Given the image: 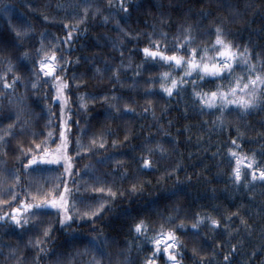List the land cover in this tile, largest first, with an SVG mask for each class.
<instances>
[{
	"label": "trees",
	"instance_id": "16d2710c",
	"mask_svg": "<svg viewBox=\"0 0 264 264\" xmlns=\"http://www.w3.org/2000/svg\"><path fill=\"white\" fill-rule=\"evenodd\" d=\"M88 2L92 7L84 13L85 0H0L7 10V15L0 11V40H12L16 28L30 26L21 48L0 47V71L11 59L17 64L14 72L25 81L7 94L0 92V189L7 192L15 185L20 198L30 199L25 190L35 191L38 184L45 189L54 184L63 187V164L42 166L43 171L23 167L26 149L39 143L49 127L57 133L53 140L58 139L60 104L52 99L51 81L42 80L33 89L28 81L34 77L16 59L25 48L34 56L43 39L44 45L55 43L63 50L58 55L68 59L59 71L68 81L64 114L71 122L68 155L73 169L79 170L66 174L70 188L80 190L73 198L83 195L92 204L109 200L98 218L81 216L85 209L78 201L74 213L78 219L67 228L60 226L55 210L37 214L35 220L30 217L29 225L21 228L0 224V264H90L94 256L102 264H143L152 247L136 235L134 223L143 217L158 227L161 216L169 213L176 216L173 224L182 218L189 225L177 229L182 264H264V183L256 181L248 187L234 183L227 155L236 137L240 153H254L264 162V105L248 112H226L222 125L213 124L216 112L202 113L198 105L193 106L191 81L170 97L159 88V81L149 89V77L164 69L146 61L139 50L148 42V33L165 32L171 41L189 25L197 43H210L220 25L241 51L248 48L253 61L258 56L264 61V0H128V12L118 7L119 0H111V6L110 0ZM71 25L76 31L65 45L60 40L72 30ZM26 63L31 69L32 56ZM109 65L106 71L96 70ZM113 67L118 68V79ZM13 74H8L9 81ZM214 84L199 86L207 89ZM81 94L85 107L80 106ZM111 103L120 108L119 113L110 108ZM18 108L23 111L17 120ZM94 135L103 138V148L92 146L84 152L77 147L78 137L87 146ZM156 144L163 151L156 148L149 153L152 170L141 171L137 167L141 153ZM48 146L54 147L52 140ZM101 158H106L104 163H97ZM93 177L100 178L96 187L107 182L117 195L86 189V181L92 185ZM133 183L137 191L130 189ZM177 185L183 191L167 195ZM0 210L8 209L0 205ZM197 213L221 223L212 227L204 222L198 231L191 230ZM46 226L47 236L43 234ZM73 230L95 238L100 250L87 239L69 241ZM156 260L165 264L166 257L157 255Z\"/></svg>",
	"mask_w": 264,
	"mask_h": 264
},
{
	"label": "snow or ice",
	"instance_id": "6c2138e0",
	"mask_svg": "<svg viewBox=\"0 0 264 264\" xmlns=\"http://www.w3.org/2000/svg\"><path fill=\"white\" fill-rule=\"evenodd\" d=\"M91 7V3L85 0L84 13H87ZM118 7L122 11L128 12V0H119ZM0 11L7 15V10L2 5H0ZM98 11V8L94 9L93 15ZM80 19H84V17L81 16ZM116 23L117 27H120L119 21ZM65 27H69V25L66 24ZM70 27L72 30L68 31L62 40L57 38L65 45L71 43L73 31H76L75 25H71ZM120 30L123 31L122 28ZM14 31V38L12 40H0V47L21 48L22 44L20 42L26 38L27 33L30 31V26L16 28ZM147 37L148 42L139 50L143 53L146 61H151L153 66L158 64L164 69L156 76L149 77V83L147 84L149 89L154 86L155 81H159V88L170 97L174 93L186 89L188 82L191 81L193 106L198 105L202 113L208 110L216 112L217 115L213 118V124L219 122L222 125L226 112L233 110L248 112L258 105H264V61H261L259 56L257 61H253L248 48L245 47L241 51L238 46L234 45L227 38V34L220 25L215 27V34L210 43H197L196 36L192 35L190 25L180 29L179 34L171 41H169L168 34L165 32L148 33ZM62 51L55 43L50 42L49 45H44L42 39L41 46L34 50V56L30 53L29 49L25 48L22 52H19L16 59L19 61V66L30 71L34 77L31 81H28L33 89L42 80L51 81L53 89L52 99L60 104L58 139L53 140V137H56L57 133L49 127L47 133L39 143L34 142L33 147L26 149L27 154L25 155L23 167L27 170L29 166H33L34 171L37 169L43 171L42 166H59L63 164V173L61 174L65 177L63 187H60L59 184H54L45 189L42 185L38 184L35 191L25 190L26 195L30 199L20 198L15 191V185L10 186L7 192L0 189V205L8 209L7 211L0 210V224L9 222L15 227L21 228L29 225L30 217L35 220L37 214L55 210L60 226L67 228L78 219L74 215L77 212L78 201L83 203L85 209L80 215L94 218H98L97 214L102 215L101 210L109 203V200L106 198L99 200L95 204L86 203V198L83 195L73 198V193H78L80 190L79 188H70L67 182L66 174L74 171L78 172L79 170L73 169L71 158L68 155V132L71 129V122L64 118L65 106L68 103L66 95L68 81L63 79L64 74L59 71L66 67L68 59L63 55H58V52ZM30 56H32V68L28 69L26 61ZM16 67L17 64L9 59L5 70L0 71V85H2L0 92L7 94V91L14 89L18 82H25L22 80L19 72H14ZM107 67L111 66H106L104 69L97 67L96 70L98 72L106 71ZM138 67L140 66L138 65ZM112 72L116 75L118 68L113 67ZM177 72L179 75L176 74ZM9 73H14L11 81L7 78ZM116 78H119L118 75H116ZM209 81H215V84L207 89L200 88V84ZM113 96L119 99L115 93H113ZM101 99L106 100L107 97H101ZM79 102L81 107L86 106L83 94L80 95ZM109 106L115 112H120V108L115 103H111ZM123 108L127 110L129 109V105L125 103ZM22 111L23 108L17 109V120ZM14 123L16 121L7 125V129L11 130ZM48 123L50 124L51 121ZM7 134L5 132V135ZM2 139L3 137L0 136V140ZM125 139H127V136H125ZM50 140L53 141L54 147L50 148L48 146ZM104 143L102 137L97 139L95 135L89 140L87 146L82 144L79 137L76 140L77 147L84 152H88L92 146H97V149L103 148ZM116 143L117 141L113 139L112 144L115 145ZM21 147L23 146L21 145ZM156 148L163 151L161 145L156 144L152 148L145 147V150L141 153L139 157L140 163L137 166L141 171L152 170V161L149 153L153 152ZM238 148V140L236 137H233L232 146L227 149V155L230 161H232L230 178L234 183H243L245 187L250 186L256 181L264 183V162L258 160L254 153H240ZM105 159L101 158L97 163H104ZM116 166L118 165H114V167ZM121 175L123 176V173ZM15 179L19 180V176H15ZM92 179L94 181L92 185H89L86 181V189L90 188L93 193H107L109 197L117 195V192L113 191L112 186L107 185V182L101 184L100 187H96L100 178L93 177ZM130 189L137 191V184H131ZM181 191H183L182 187L177 185L167 195L175 196ZM4 196H7V199H3L2 197ZM174 220H176V216L172 213H169L166 217L161 216V223L158 227L150 224L143 217L136 220L133 225L136 235L148 242L152 247V252L146 254L143 264H157V255L166 257L165 264H182L181 260L178 259V255H182V253H180L181 241L178 237L177 229H186L189 225L182 218L175 224H173ZM84 222L87 223L88 221ZM204 222H207L212 227L219 226L221 223L215 217L210 215L201 216L197 213L194 220L190 223L191 230L198 231ZM43 234L45 236L49 234L48 226L43 228ZM85 239H87L89 245L95 246L96 251L100 250L99 246L96 245L95 238L81 236L75 230H73L69 237V241H82ZM35 243L39 245L41 240L37 238ZM233 248H235V245H233ZM225 260H228L227 256H225ZM90 264H102V261L96 259L94 256ZM198 264H203V261L198 262Z\"/></svg>",
	"mask_w": 264,
	"mask_h": 264
}]
</instances>
